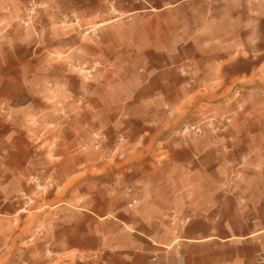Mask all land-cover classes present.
<instances>
[{"label":"crops","instance_id":"obj_1","mask_svg":"<svg viewBox=\"0 0 264 264\" xmlns=\"http://www.w3.org/2000/svg\"><path fill=\"white\" fill-rule=\"evenodd\" d=\"M247 1L144 0L128 12L117 41L132 43L135 66L132 112L118 123H126L131 136L126 153L133 161L126 170L139 186L130 211L120 204L88 208L103 196L86 192L81 172L70 183L58 182L44 208L28 192L41 120L33 100L20 102L22 32L6 22L0 29V264H264V142L256 129L264 123V97L257 92L264 82L252 81L264 78V0H249L251 7ZM8 5L0 0V10ZM188 57L207 60L206 67L195 66L191 87L168 65ZM248 57L257 60L249 70L231 64ZM229 112H237L231 155L223 141L210 145L205 125L188 145L180 138L183 127ZM226 157L242 168L230 188L221 178ZM68 168L81 171L87 162ZM140 169L145 172L137 176ZM24 198L32 203L27 209ZM172 214L187 221L178 226Z\"/></svg>","mask_w":264,"mask_h":264},{"label":"rangeland","instance_id":"obj_2","mask_svg":"<svg viewBox=\"0 0 264 264\" xmlns=\"http://www.w3.org/2000/svg\"><path fill=\"white\" fill-rule=\"evenodd\" d=\"M143 1L10 0L12 7L8 5L0 10V16L4 18L0 29L11 21L22 32L24 94L20 102L25 104L33 100L41 120L40 133L34 144L40 149L33 155L34 165L30 166L33 175L28 181V192L32 189L36 193L39 208L47 205L46 195L56 192L58 182L63 179L70 183L74 174L81 172V177L86 180L83 187L86 192L103 196L96 205L87 202L88 208L97 206L109 211L120 204L128 211L132 210L128 204L139 188L129 181L133 171L126 170L127 164L133 161L126 153L132 139L126 123L119 126L118 123L119 119L127 121L132 112L130 80L135 66L134 55L129 49L132 43L119 42L117 38L118 30L126 27L131 16L128 12L141 9L145 6ZM148 1L153 3L155 0ZM156 1L166 3V0ZM248 1L247 6H250ZM254 30L253 27V36ZM256 63L257 60L249 57L231 61L234 67L240 68L241 64L248 70ZM168 65L186 87H191L196 83L195 66L206 67L207 60L176 58ZM258 76L252 81L264 82V78ZM257 92L264 97V89ZM245 105L243 102L238 111L241 112ZM236 113H216L211 117L219 120L230 117L231 126ZM96 114L102 118L101 123L95 120ZM47 116L54 121L46 122ZM80 119L84 121V132L78 130ZM256 129L259 132L257 140L264 142V123L256 125ZM181 130L180 138L188 145L191 137L183 136ZM221 141L225 152L231 155L234 140L230 145L220 136L214 141L210 139V145L217 146ZM79 161L87 162V169L74 171L68 168V163ZM242 161L243 157L239 163ZM227 162L240 177L241 166L226 157L221 178L224 180L228 172ZM144 172L140 169L135 174L141 176ZM118 197L124 200L119 201ZM31 204L24 198L22 209Z\"/></svg>","mask_w":264,"mask_h":264},{"label":"built area","instance_id":"obj_3","mask_svg":"<svg viewBox=\"0 0 264 264\" xmlns=\"http://www.w3.org/2000/svg\"><path fill=\"white\" fill-rule=\"evenodd\" d=\"M230 122H231L230 117H223L218 121L214 119H209L203 122L202 124H196V125L191 124L183 127L181 130V134L185 137H189L191 134L202 135L204 133L202 125H205L213 141L219 138L220 136H222L224 137L226 142H228L231 145L233 143V138L229 134ZM227 150L230 151L231 146L228 147ZM227 166H228L227 168L228 172L225 175L224 181L226 183L225 187L230 188L231 186H233V182L239 177V174H237V172L232 167L230 162H227ZM136 204H137V200L132 198L128 204V207L133 208ZM186 221L187 219H184L182 221L177 219V217L173 214L171 216V222L176 223L178 226H182Z\"/></svg>","mask_w":264,"mask_h":264}]
</instances>
